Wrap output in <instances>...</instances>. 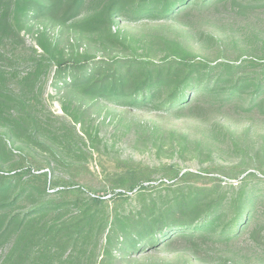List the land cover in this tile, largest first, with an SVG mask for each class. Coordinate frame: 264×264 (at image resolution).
<instances>
[{"label": "trees", "instance_id": "trees-1", "mask_svg": "<svg viewBox=\"0 0 264 264\" xmlns=\"http://www.w3.org/2000/svg\"><path fill=\"white\" fill-rule=\"evenodd\" d=\"M224 1L107 0L84 19L80 18L87 0L0 3L11 6V21L20 29L37 21L61 28L73 22L76 33L87 34L101 46V56L83 53L67 58L62 52L53 53L56 45L41 35L40 48L56 66V87L65 93H81L129 110L165 115L200 111L203 115L210 108L237 103L249 110L263 107L264 55L213 61L181 43L168 42L161 44L163 56L152 57L146 50L141 54L134 50L135 43L143 41L122 37L113 28L118 19L132 24L177 22L195 8L210 9ZM253 1L264 6V0ZM6 19V13L0 15V21ZM68 114L74 123H82V117ZM226 132L215 128L210 136H229ZM57 135L50 123L34 115L24 96L10 91L7 72L0 69V248L8 247L0 264L91 262L101 238L105 246L100 264H115L128 256L165 250L181 239L232 241L264 230L258 208L264 201V186L253 182L257 173H249L229 190L218 181L200 187L179 185L166 194L145 185L150 182L147 178L121 175L116 188L120 192H114L119 203L109 211L103 198H86L81 187L60 184L50 170L33 166L25 147L41 149L59 160L60 153L50 143L67 142ZM192 175L185 172L179 179L182 182ZM135 189L139 207L127 209L128 194Z\"/></svg>", "mask_w": 264, "mask_h": 264}, {"label": "rangeland", "instance_id": "rangeland-1", "mask_svg": "<svg viewBox=\"0 0 264 264\" xmlns=\"http://www.w3.org/2000/svg\"><path fill=\"white\" fill-rule=\"evenodd\" d=\"M105 2L87 0L80 19ZM3 13L7 19L0 21V69L7 72V86L24 96L34 115L50 123L67 142L63 140L66 147L50 143L60 153L59 160L41 149L25 147L33 166L50 170L53 180L81 187L86 198H103L109 211L119 203L114 201V192H120L116 188L121 175L147 178L150 182L145 185L151 184L163 194L179 185L200 187L218 181L229 190L249 173H257L253 182L264 186V106L249 110L237 103L210 108L203 115L200 111L165 115L65 93L56 87V66L40 48L41 35L56 45L53 53L62 52L67 58L83 53L101 56V46L87 34L76 33L73 22L61 28L37 21L20 29L11 21L10 5L0 3V15ZM117 21L114 31L129 40L143 41L135 43L138 48L134 50L140 54L146 50L152 57L163 56L161 44L168 42L181 43L213 61L264 55V6L253 0H227L210 9L195 8L177 22ZM209 36L215 40L208 41ZM65 108L82 117V123H74ZM215 128L230 134L214 138L210 135ZM177 172L179 176L185 172L193 175L181 182ZM132 192L127 209L139 207V191ZM258 208L264 223V201ZM104 246L101 238L92 261L83 264H100ZM7 249L0 248V261ZM115 264H264V230L257 236L244 233L232 241L181 239L165 250L128 256Z\"/></svg>", "mask_w": 264, "mask_h": 264}]
</instances>
